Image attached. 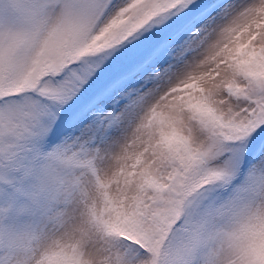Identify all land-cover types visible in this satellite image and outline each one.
<instances>
[{
	"label": "snow or ice",
	"instance_id": "6c2138e0",
	"mask_svg": "<svg viewBox=\"0 0 264 264\" xmlns=\"http://www.w3.org/2000/svg\"><path fill=\"white\" fill-rule=\"evenodd\" d=\"M0 264H264V0H0Z\"/></svg>",
	"mask_w": 264,
	"mask_h": 264
}]
</instances>
